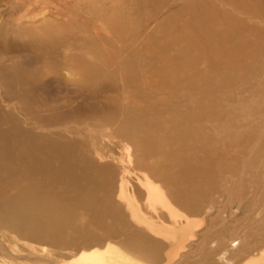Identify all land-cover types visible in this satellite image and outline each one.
<instances>
[{
	"label": "rangeland",
	"instance_id": "obj_1",
	"mask_svg": "<svg viewBox=\"0 0 264 264\" xmlns=\"http://www.w3.org/2000/svg\"><path fill=\"white\" fill-rule=\"evenodd\" d=\"M89 1L115 16L119 0H0V264H63L107 243L147 264H166L178 244L185 248L170 264H241L262 249L253 241L263 231L264 208L252 205L251 193L243 200L213 188L185 195L176 168L167 165L189 135L214 153L231 150L237 136L264 134L263 35L247 37L249 48L234 66L261 64L253 63L245 78L227 73L229 79L210 86L204 56L191 64L189 73H196L180 75L174 88L158 82L153 70L161 60L146 55L143 63L142 57L164 27L170 44L185 25L198 31L194 4L261 31L264 17L231 0H135V6L122 0L124 10L134 11L127 23L136 26L114 43V19L92 14ZM221 18L214 26L226 29ZM165 48L178 59L173 45ZM124 62L134 64L133 74ZM204 89L214 90L216 102L221 97L224 115L189 119L190 103ZM222 178L217 186L231 185V177ZM151 187L162 189L181 221L149 205ZM38 215L42 222L33 227ZM193 220L194 237L187 240L180 232Z\"/></svg>",
	"mask_w": 264,
	"mask_h": 264
},
{
	"label": "bare ground",
	"instance_id": "obj_2",
	"mask_svg": "<svg viewBox=\"0 0 264 264\" xmlns=\"http://www.w3.org/2000/svg\"><path fill=\"white\" fill-rule=\"evenodd\" d=\"M116 1L117 0H113L112 2ZM142 1L143 0H141V2ZM134 2L135 0H132L130 2V5H132ZM231 2L234 6L238 7L246 14L260 18L264 17V0H231ZM113 5L116 11L118 6H122L119 7V9H122L120 18H118L116 11H112L115 14V16H112V14L107 13L109 8L107 9V11H103L102 6L95 5L93 1H89L88 6L91 8L90 12L92 14L97 13L102 16V18H106L108 16L109 21L114 19L115 22L112 25L113 29L111 32L114 38L113 41L115 43V41L122 40V38H127V34L134 32L136 23H127L128 21L126 17L133 10L130 13L127 10H124L125 7H123L122 0H119ZM195 5L197 4L193 5V25L198 28L197 32L194 31L190 24L185 25L184 27H182L183 29L180 28L174 32V41L173 44H170L167 40V27H164L154 37L156 46L147 47L145 49V57H142L143 63H145L147 56H150L152 61H162V63L159 64L155 70H153L154 73L157 72L161 77L160 79L158 78V82H160L162 79L164 85L174 88V85L178 83L177 78L180 75L186 76L196 73V68H194L191 73L189 72L191 71L192 62L195 61L197 64V61L199 59L197 57L199 56H204L210 61L211 64L210 72L212 73V75L209 76L203 73L205 76H209L206 84L208 86L229 79L230 76H228V74H241V77L245 78L250 71V67L253 63H262L258 62V60H254L249 64L245 62L243 65L234 66L241 63L242 56L238 53L246 52L248 50L250 42V40L248 39L250 36H253L250 34L253 33L260 36L263 35L260 41L261 43L264 42V31L259 30L256 26L245 24L239 19H235L234 16H227L230 20H227L223 16L221 18V15L219 16V14L213 16L207 11H204L203 8L200 9ZM132 6H130L129 8L132 9ZM140 8L141 6H139L137 10L140 11ZM132 13H134V11ZM150 18L151 16H149L148 19ZM217 18H221L223 20L220 22L221 25L223 23H226L228 24V27L226 29H223L221 26L215 28L214 21ZM49 29H51L49 30V36L50 38H53L52 35L55 32L53 28ZM172 45L176 48L175 53L178 59H174L170 54V57L168 56L169 51L168 48L165 47H169ZM223 58H225L226 62L220 63L223 61ZM138 62L142 64L141 61ZM124 65L128 67L126 69L130 70L128 71V75L134 73V64L130 62H124ZM262 68L264 67L262 66ZM94 70H96V68H94ZM166 72L169 74V79L168 77H166L167 79H165L163 77L164 75L162 76V74H166ZM168 74H166V76ZM134 75L138 76L139 73H136ZM214 94V90H202L200 98L190 103L189 109L191 111V114L187 115V117L190 119L194 116L195 120H202L206 122L217 118L216 115H224V112L219 108L220 102L222 101H220L221 97L218 98L219 100L218 102H216L214 99H212ZM183 120L186 121L184 117ZM142 124H145V122ZM198 133H201V131L198 130ZM189 136L190 138H182V140L178 142V144L171 152V154H173L175 158L173 160H169V165L166 164L169 167H175L177 169H175V171H177L176 175L175 171H173L176 177L175 179L179 180L183 185H186V191L184 193L185 195L195 193L191 196L197 197L199 195L198 192H204V189L206 190V188H213V190L217 191L218 189L221 191L228 190L232 194L233 198L243 200L251 193V196H255V201L254 203H252V205H258L264 208V134L259 137L252 136V134L237 136V138L234 139L233 143L235 144L232 145L231 150L227 149L226 152L214 150V153L209 152L205 144L200 145V143H197L195 138L196 135ZM231 144L232 143H230V145ZM228 146L229 145H227L226 147ZM233 148H235L237 152H235ZM249 149L252 150L250 153ZM164 177L165 180H170L171 178L168 175L167 177L166 175ZM222 177L224 179L231 177V185L228 184L226 180L224 181ZM221 178L223 181L219 186H217L219 184V179ZM150 183L152 184L153 182L150 181ZM147 201L153 208H156V206L158 205L166 208L175 221H181V219L179 218L182 215L173 209L170 200L167 198L166 194L160 187H151V190L148 193ZM3 207L4 206L0 204V209L4 214L5 211ZM17 210L19 209L16 208V211ZM50 218L57 222V216H51ZM262 221L263 223L261 225V229L263 231L259 232V239H254L255 241H253L256 243L257 247H262V249L259 250L260 252H258L257 254L253 253L248 255L246 258H244L245 260L243 259L244 261L241 264H264V218ZM41 222L42 219L40 215H38L33 218V224L31 225L33 227H36ZM48 223L52 224V220H49ZM196 225L197 220L189 221L180 233H182L183 237L188 236L187 240H189L194 237L192 228L196 227ZM179 248L183 249L185 248V245L178 244L177 246L171 248L168 251L170 253L167 254L168 261L166 264L172 263L173 259L177 257ZM71 259L73 261L69 260V262H65L63 264H147L144 261H140L128 255L124 249L113 243H107L104 246L103 250H84L83 253L81 252L80 256ZM209 264H211V262Z\"/></svg>",
	"mask_w": 264,
	"mask_h": 264
}]
</instances>
